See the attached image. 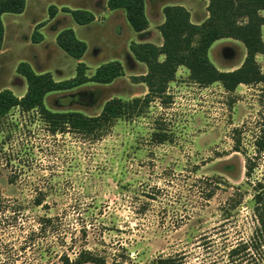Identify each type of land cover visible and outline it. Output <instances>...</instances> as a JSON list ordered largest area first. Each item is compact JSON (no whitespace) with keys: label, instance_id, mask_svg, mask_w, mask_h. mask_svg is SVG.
Listing matches in <instances>:
<instances>
[{"label":"rangeland","instance_id":"374dc122","mask_svg":"<svg viewBox=\"0 0 264 264\" xmlns=\"http://www.w3.org/2000/svg\"><path fill=\"white\" fill-rule=\"evenodd\" d=\"M107 2L26 0L22 13L3 14L0 91L25 94L27 81L17 71L22 61L63 80L77 74L81 61L92 76L103 63L119 60L125 74L112 83L90 81L45 98L54 111L97 115L111 98L148 93L138 77L148 68L130 46L163 44L164 7L185 6L196 24L209 16L208 0H146L152 25L141 36L124 9H109ZM52 5L58 7L53 18ZM64 7L89 10L95 20L80 25ZM41 22L43 40L34 42ZM65 28L87 43L82 59L58 45ZM262 35L264 40V25ZM246 53L243 42L226 37L214 42L209 57L229 71L242 65ZM257 60L264 70V56ZM167 93L170 102L155 98L143 116L118 121L98 140L53 134L36 111L14 108L0 121V264H64V256L74 259L85 250L105 264H153L155 258L182 254L184 264H264V249L229 256L233 246L256 234L254 182L264 191V150L247 181L245 155L235 151L233 131L243 124L264 126V92L259 85L242 84L232 92L219 82L203 86L180 66ZM162 129L169 140L156 143L153 133ZM250 138L248 131L249 153L254 152ZM211 184L216 193L207 199Z\"/></svg>","mask_w":264,"mask_h":264},{"label":"trees","instance_id":"16d2710c","mask_svg":"<svg viewBox=\"0 0 264 264\" xmlns=\"http://www.w3.org/2000/svg\"><path fill=\"white\" fill-rule=\"evenodd\" d=\"M208 18L200 24L191 20L190 11L183 5H167L164 7L165 20L159 26L164 42L156 45L151 42H133L130 49L134 57L146 64V74L138 76L141 82L148 86V93L126 100L114 97L106 101L101 112L97 115H87L80 111H54L47 107L45 98L48 93L68 90L84 85L90 81L108 84L123 76L124 66L119 60H113L100 65L92 76L87 75L88 66L84 62L77 65L74 77L57 80L51 72H37L26 61L19 63L17 71L27 81V91L18 96L11 89L0 91V121L14 109L22 111H36L46 123L48 130L53 133H78L87 138L101 139L120 120H132L148 112L155 98L165 103L171 101L167 93L169 83L175 79L178 68L186 66L195 82L203 86L221 83L227 91H235L240 85H259L264 92V70L257 60L259 54L264 56V40L262 27L264 25V0H208ZM107 7L112 10L124 9L126 17L137 32H144L150 27V20L146 12V0H108ZM26 8V0H0V52L3 50L5 39V25L3 14L22 13ZM69 12L80 25L91 23L95 15L86 9L63 8ZM50 16L55 17L58 7L50 6ZM44 22L38 23L33 33V41L43 40L38 30ZM234 38L244 43L247 53L242 65L234 70L222 71L218 69L209 57V50L215 41L222 38ZM58 45L69 55L82 59L87 51V43L79 39L72 28H65L57 35ZM163 57V58H162ZM264 114V113H263ZM264 120V117H263ZM243 124L233 131L234 149L245 155V174L250 181L258 167V152L264 150V126ZM250 131L251 145L254 152L249 153L244 147L246 132ZM156 143L169 140L167 132L156 130L153 133ZM253 184L252 182H250ZM256 190L254 200V215L258 223L255 236L251 242H242L233 246L229 256L240 253L248 255L253 248L264 249V191L263 184L254 182ZM216 193L215 187L210 185L206 189L207 199ZM231 196L230 200H232ZM237 201V200H236ZM241 200H238L240 202ZM42 198L36 199L41 205ZM51 218V217H48ZM184 254L170 255L166 258H155L153 264H184ZM64 264H85L95 262L105 264L92 251H82L76 258L64 256ZM112 264H128L124 260H115ZM201 264V263H197Z\"/></svg>","mask_w":264,"mask_h":264},{"label":"crops","instance_id":"0c3cea01","mask_svg":"<svg viewBox=\"0 0 264 264\" xmlns=\"http://www.w3.org/2000/svg\"><path fill=\"white\" fill-rule=\"evenodd\" d=\"M117 10H118V9H117ZM163 21H164V20H163ZM151 25H152V23H151V21H150V27H149L146 31H144V32H139L140 35L142 36V35L146 34V33L149 31V29L151 28Z\"/></svg>","mask_w":264,"mask_h":264}]
</instances>
